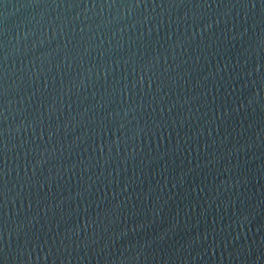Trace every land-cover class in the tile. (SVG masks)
<instances>
[{
    "label": "water",
    "instance_id": "95a60500",
    "mask_svg": "<svg viewBox=\"0 0 264 264\" xmlns=\"http://www.w3.org/2000/svg\"><path fill=\"white\" fill-rule=\"evenodd\" d=\"M0 264H264V0H0Z\"/></svg>",
    "mask_w": 264,
    "mask_h": 264
}]
</instances>
